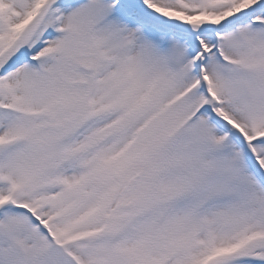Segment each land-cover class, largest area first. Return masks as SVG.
Wrapping results in <instances>:
<instances>
[{"label":"snow or ice","instance_id":"1","mask_svg":"<svg viewBox=\"0 0 264 264\" xmlns=\"http://www.w3.org/2000/svg\"><path fill=\"white\" fill-rule=\"evenodd\" d=\"M0 264H264V0H0Z\"/></svg>","mask_w":264,"mask_h":264}]
</instances>
